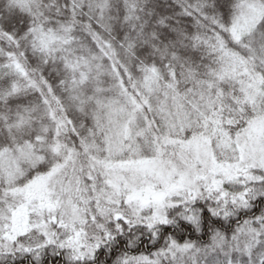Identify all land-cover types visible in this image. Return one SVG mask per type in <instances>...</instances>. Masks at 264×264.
Returning <instances> with one entry per match:
<instances>
[{
    "label": "trees",
    "instance_id": "16d2710c",
    "mask_svg": "<svg viewBox=\"0 0 264 264\" xmlns=\"http://www.w3.org/2000/svg\"><path fill=\"white\" fill-rule=\"evenodd\" d=\"M260 113L264 0H0V149L41 155L9 190L54 174L75 215L51 242L17 232L0 264H264V166L224 167L213 133L239 139ZM127 118L136 161L169 171L165 186L146 176L139 202L111 184L114 168L139 177L131 157L105 148Z\"/></svg>",
    "mask_w": 264,
    "mask_h": 264
},
{
    "label": "rangeland",
    "instance_id": "374dc122",
    "mask_svg": "<svg viewBox=\"0 0 264 264\" xmlns=\"http://www.w3.org/2000/svg\"><path fill=\"white\" fill-rule=\"evenodd\" d=\"M250 99L251 102L249 105H255L259 101L253 95ZM189 105L193 108L190 109V112L195 110V112L198 113V116L203 114V110L198 109L199 107H195L194 103H190ZM172 110L176 114L174 117L175 119H173L176 124L182 125L183 121L188 123L187 117H181L179 113L180 110L176 106L173 107ZM255 116V120L252 119L253 121L250 127L252 133L239 139L228 137L223 129L213 132L216 134L214 137L215 146H218L220 155L227 158L229 161L222 163L224 167L227 168L229 164L235 161H240L241 168H245V165L264 166V143L261 138L263 136L264 118H258L260 116L264 117V114L260 113ZM201 119L204 124L207 123L205 122V117L203 115ZM131 124L132 120L130 118L124 119L123 122L118 125L116 124L115 119L113 122H110L109 129L112 130V133L105 138V148L107 154L111 158H113L112 156L124 155L131 157L130 159L133 162L131 165V168L133 169L132 171L138 170L140 172L139 177L137 172L134 174L132 173L131 176H129V173L126 177L124 173H118L119 168H117L118 170L114 168L116 172H114V179L111 180V184L114 185L117 190L123 188L126 191V199L128 198V201L130 199L131 201L134 200L139 202V188L144 184L143 182L146 179V176L150 177L151 175L152 177L154 174H159L158 176H161L160 182L162 183V186H165L169 171L168 169L165 171V166L158 167V164L153 162L154 160L136 161L140 155L138 153L139 149L137 141H132V138L125 140V138L128 137L127 128L131 127ZM219 132L222 133L218 134ZM241 139L243 140L241 141ZM203 142V140H199L198 144L202 145ZM40 156L39 153L34 152L32 145H21L13 148L0 149V181L2 182L1 185L4 190L0 197V205H2L0 206V238L2 239V241L0 240V245L4 244L6 249L8 242L12 240V236H16L17 232H26L29 229L30 224L39 226L43 230V233L46 234V241H50L55 233L52 228L53 223L56 225L58 220V223L62 224V220H66L68 217L72 220L75 217L72 212L73 209L71 208L72 199L70 196H64L68 191V189L66 190L64 187H69V185L62 183L61 181H56V175L54 174H44L36 178L32 177L33 179L29 181V185L21 191H14L13 189L9 190L22 178L23 174L26 175L28 168L31 169L35 164L41 162ZM196 157H198L199 162L201 163L200 165L203 167L204 160L202 157L198 156L197 153ZM201 169L203 171L204 167ZM209 170L216 171L215 169ZM175 171L176 170H170V173H174ZM176 172L180 175L179 179L185 181L186 178H188V173L185 172V170L180 171V169H177ZM21 192L24 193V195L18 200L21 205L15 209H13L14 207L11 208V202L8 200H13V196H19ZM67 195H69V193ZM152 195L157 198L160 196V193L158 192ZM7 201L10 203H6ZM145 201H147V199ZM9 208L11 209L9 210ZM11 210L12 213L15 212V214L13 213L14 216H11ZM11 217H13V220ZM9 219H11L10 223L7 222ZM9 225L10 227L8 228ZM249 250H251V248Z\"/></svg>",
    "mask_w": 264,
    "mask_h": 264
}]
</instances>
